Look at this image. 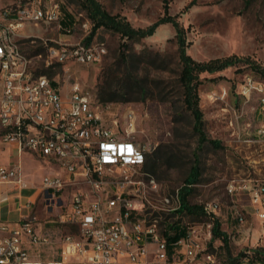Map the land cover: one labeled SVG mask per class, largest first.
<instances>
[{
  "label": "rangeland",
  "instance_id": "obj_1",
  "mask_svg": "<svg viewBox=\"0 0 264 264\" xmlns=\"http://www.w3.org/2000/svg\"><path fill=\"white\" fill-rule=\"evenodd\" d=\"M63 17L59 31L54 26L40 25L26 28L20 40L24 54L31 60L32 71L48 66V47L57 42L104 45L107 49L102 61L91 65L77 63L60 64L47 75L57 80L67 92L72 83L78 82L99 99L100 90L120 89L124 83L127 57L132 61L139 77L149 85L145 99L131 102H112L113 112L130 107L138 114V138L146 148L147 156L158 160L154 176L155 185H149L144 199L148 218L164 225L181 223L201 230L200 236L207 253L217 261L236 263L245 251L263 249L258 239V223L246 193L230 195L228 184L244 179H264V137L258 134L260 100L238 94L239 86L252 77L264 81L256 68H264V0H95L103 11L134 29H148L165 15V3L169 14L175 17L183 29L186 53L198 62L234 58L235 63L216 73H202L199 87L200 107L206 122L209 139L217 140L220 147L211 143L199 144V137L192 131L193 119L183 105V94L178 84L180 71L177 31L172 23L161 24L154 35L140 41L128 42L121 34L107 28H99L92 36L93 19L78 0H63ZM71 20L72 23H71ZM91 37L90 43L87 39ZM129 46L125 48L124 44ZM44 47L45 51L35 54ZM161 56H158L157 54ZM1 92V84H0ZM193 166L200 169L199 182L188 201L191 206L204 207L217 204L216 214L191 216L181 211L179 191ZM23 174L34 188L26 195L34 196L31 212L39 221L38 229L57 240L72 232L58 221L65 209L49 211L39 191L42 179L53 170L25 157ZM70 192L58 193L69 203ZM168 199V201H167ZM245 214V224H239L235 210ZM214 219L222 225L229 237V248L220 240H213ZM211 232V238L209 236ZM60 244L49 247L32 245L30 251L42 257L58 251ZM56 256V255H54Z\"/></svg>",
  "mask_w": 264,
  "mask_h": 264
},
{
  "label": "built area",
  "instance_id": "obj_2",
  "mask_svg": "<svg viewBox=\"0 0 264 264\" xmlns=\"http://www.w3.org/2000/svg\"><path fill=\"white\" fill-rule=\"evenodd\" d=\"M64 4L0 0V136L57 170L43 177L40 189L49 211L65 209L58 221L72 231L57 241L37 231L36 216L0 222V264H229L207 253L202 228L187 226L185 236L169 242L166 225L148 218L144 199L155 180L145 169L147 151L138 138L135 110L113 112L111 104L100 102L78 82L64 92L54 85L59 81L32 71L20 40L29 26L64 29ZM57 44L48 47V66L96 64L107 52L102 44ZM238 94L247 99L258 96L262 115L258 133L264 136V81L249 77ZM0 180L29 187L20 166L0 168ZM71 190L66 204L58 193ZM227 191L248 195L264 246V179L233 180ZM218 209L209 203L204 212L212 216ZM234 214L239 224H245L242 211ZM55 242L60 244L56 256L43 258L39 251L33 257L25 248L26 243L43 248Z\"/></svg>",
  "mask_w": 264,
  "mask_h": 264
},
{
  "label": "trees",
  "instance_id": "obj_3",
  "mask_svg": "<svg viewBox=\"0 0 264 264\" xmlns=\"http://www.w3.org/2000/svg\"><path fill=\"white\" fill-rule=\"evenodd\" d=\"M82 3L86 10L89 12V15L93 19V32L92 36L97 32L101 27L107 28L111 31L121 34L128 42L130 41H140L146 37L154 35L157 27L161 24L172 23L177 31L178 43H179V58H180V71L178 73V84L182 90L183 94V105L186 108V111L193 119L192 131L194 135L199 137V144H205L207 142L211 143L215 147H220L221 143L217 140H211L208 138L205 126L206 122L204 120V113L200 107V93L199 87L202 83L200 75L202 73H216L222 71L230 66H232L235 61L234 58H226L222 60H211L209 62H198L190 55L186 53L185 41L182 38L183 29L179 26L175 17L170 16L169 14V4L165 3L164 10L165 15L158 22L150 26L148 29H134L129 23L120 21L117 17L111 16L101 9L97 5L95 0H78ZM166 1V0H165ZM73 20H71L72 23ZM91 37L87 39V43H90ZM125 48L128 45L124 44ZM45 51L44 47H39L35 50V54H41ZM158 56H161L159 53ZM132 61L127 57L124 70V83L121 85L120 89L114 90L112 88H107L100 90L99 100L102 103H112V102H131L139 101L145 99L149 92V85L142 80L138 73L134 71V68L131 67ZM55 66L61 67L60 64L52 65L51 68L36 71L37 75H49L54 74L53 68ZM257 72L260 73L264 78V68H256ZM158 159L153 158L152 156H147L146 171L151 175L155 176L158 168ZM200 169L198 166H193L189 176L186 179V184L179 191L180 201H181V211L195 216L198 213L201 215H207L204 212V209L201 207L191 206L188 199L191 194L194 192V185L199 182L200 179ZM148 213V211H147ZM187 231V226L182 225L180 222L176 224L166 225L165 236L172 242L177 238L185 236ZM213 240H220L227 249L229 248V237L226 233L222 231V225L217 220L214 219L213 229H212ZM248 260V264H264V250H258L253 252L251 256L243 253L238 261ZM227 262L226 260H224ZM233 264V263H229Z\"/></svg>",
  "mask_w": 264,
  "mask_h": 264
},
{
  "label": "crops",
  "instance_id": "obj_4",
  "mask_svg": "<svg viewBox=\"0 0 264 264\" xmlns=\"http://www.w3.org/2000/svg\"><path fill=\"white\" fill-rule=\"evenodd\" d=\"M259 118L261 121L262 115L260 113V110ZM25 157L33 159L34 161H37L42 165L51 168L53 170V173L57 172L54 167L48 165L45 161L41 160L37 156L28 152H20L16 145L4 142L2 137L0 136V168L20 166L22 170L25 163ZM22 175L23 178L26 180V177L23 174V170ZM28 184L29 187L23 188L17 183L4 182L0 180V222L17 223L25 217L34 216V214L31 212L30 207L34 200V196L26 195V191L34 187L31 186L29 182ZM39 191H41L40 188ZM38 227L39 226H37L38 232L42 234H48L44 233L41 230V227L39 229ZM30 247H32V245H30L29 243L25 244V248L31 254V256H36L35 253L30 251ZM54 253L52 254L54 255Z\"/></svg>",
  "mask_w": 264,
  "mask_h": 264
}]
</instances>
